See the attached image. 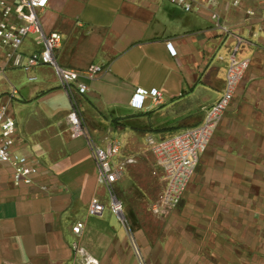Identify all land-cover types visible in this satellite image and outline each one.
I'll list each match as a JSON object with an SVG mask.
<instances>
[{"label": "crops", "instance_id": "0c3cea01", "mask_svg": "<svg viewBox=\"0 0 264 264\" xmlns=\"http://www.w3.org/2000/svg\"><path fill=\"white\" fill-rule=\"evenodd\" d=\"M229 1L206 0L205 7L185 13L168 0H50L39 17L45 34L60 35L57 65L103 69L84 81V94L66 93L50 67L24 73L5 65L0 54V102L15 123L12 152L38 169L31 185L14 186L11 169L0 164V264H84L73 244L97 264L118 256L127 243L109 210L110 192L97 182L91 145L118 137L123 150L132 151L145 135L160 139L200 124L222 92L235 36L243 40L237 57L249 66L179 211L213 249L202 263L264 264L258 252L264 227L253 226L264 221V0H239L236 8ZM209 8L230 35L214 26ZM38 48L29 36L21 51ZM136 89L156 90L160 98L145 97L134 109ZM71 110L83 138L70 137ZM147 166L137 160L127 167L120 189L148 176ZM92 199L104 207L94 217L87 213ZM242 216L250 217L243 229ZM76 223L83 225L78 236L71 230Z\"/></svg>", "mask_w": 264, "mask_h": 264}, {"label": "built area", "instance_id": "2783aa9c", "mask_svg": "<svg viewBox=\"0 0 264 264\" xmlns=\"http://www.w3.org/2000/svg\"><path fill=\"white\" fill-rule=\"evenodd\" d=\"M49 1L0 0L1 59L5 65L24 73H29L39 66L50 67L66 93L70 94L75 91L78 94H84L87 90L84 81L94 80L103 69L98 65H89L82 71H76L57 65L54 52L60 43V35L55 32L45 34L39 17L40 11L48 5ZM205 1L168 0L185 13H191L202 6L205 7L206 4H202ZM228 4L236 8L240 2L230 0ZM208 7H210L209 3ZM208 10H210L209 18L214 26L222 33L230 35L228 28L221 24L219 15L210 8ZM29 36H33L39 48L29 54H24L21 47ZM234 38L235 45L227 58L222 92L217 101L205 110L201 123L169 137L159 139L149 135L145 139L147 150L154 159L153 175L158 174L162 183V190L151 206V211L155 215L169 212L180 204L199 158L206 151L249 66L247 59L237 57L243 40L238 36ZM166 47L170 55L174 56L175 51L171 46L167 44ZM145 97H152L156 100L160 98V94L156 90L147 92L136 89L130 99V106L134 109H141ZM66 119L72 139L85 137L82 122L75 110H71L66 115ZM14 130V120L7 106L0 102V164L7 165L11 169L10 177L14 186H28L33 183L38 169L28 158L14 155L12 152ZM91 152L96 165L97 182L109 192L113 185L122 179L126 168L136 163L134 157L122 153L121 145L117 140H108L103 146L92 144ZM103 209L104 207L96 199H92L88 204L87 213L94 217L100 215ZM109 210L111 214L119 218L121 205L111 194ZM82 226V223H76L71 229L72 233L78 236ZM72 248L81 256L84 264H97L76 244H73Z\"/></svg>", "mask_w": 264, "mask_h": 264}, {"label": "rangeland", "instance_id": "374dc122", "mask_svg": "<svg viewBox=\"0 0 264 264\" xmlns=\"http://www.w3.org/2000/svg\"><path fill=\"white\" fill-rule=\"evenodd\" d=\"M214 1L223 4L226 0ZM147 136L149 135L143 136L141 147L126 152L119 138L116 136L117 138L113 139L121 143L124 155L134 157L136 162L144 160L148 165L149 174H141L125 190L120 189L118 182L110 190V194L121 205V217L115 218L121 225L122 239H125L127 244L120 254L113 256L107 264H204L200 258L211 255L213 249L205 245L208 242L206 234L193 232L194 229L191 230L186 225L180 215L181 205L162 215H155L151 211V206L162 190V183L158 174L153 175L154 159L146 147ZM249 219V216L240 217L242 229L243 223L249 222ZM262 223L264 221L254 222L253 226L264 227ZM258 235L264 237V228L258 230ZM258 252L264 255V248L258 249Z\"/></svg>", "mask_w": 264, "mask_h": 264}, {"label": "water", "instance_id": "95a60500", "mask_svg": "<svg viewBox=\"0 0 264 264\" xmlns=\"http://www.w3.org/2000/svg\"><path fill=\"white\" fill-rule=\"evenodd\" d=\"M121 217V216H120ZM120 219V218H119Z\"/></svg>", "mask_w": 264, "mask_h": 264}]
</instances>
